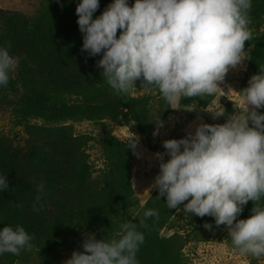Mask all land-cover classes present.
<instances>
[{"label":"trees","instance_id":"16d2710c","mask_svg":"<svg viewBox=\"0 0 264 264\" xmlns=\"http://www.w3.org/2000/svg\"><path fill=\"white\" fill-rule=\"evenodd\" d=\"M111 2L99 0L93 18ZM78 3L41 0L32 14L0 8V46H10V54L18 59L8 84L0 86V109L11 104L16 124L25 134L20 143L0 132V174L9 181V189L0 192V228L19 225L34 236L30 249L19 255H0V264H59L69 252L83 251L82 244H77L80 233L90 232L97 240L119 238L121 224L126 221L137 223L144 234L137 253L139 264H185L179 233L160 235L161 230L174 228L173 216L180 210L168 209L165 197L156 189L140 203L131 185L133 149L109 134L96 139L76 134L71 124L63 123L68 119H110L123 126L133 121L147 141L153 128L151 96L132 98L117 93L95 66L101 56L89 57L81 51L83 39L75 12ZM256 7L264 10V0H252V8ZM121 31L117 30V37ZM249 47L247 67L252 75L258 74L264 70V36H252L245 42V49ZM135 83L142 85L141 80ZM145 88L157 94L155 102L170 109L156 86ZM213 95L182 97L179 102L205 107ZM31 117L42 123H31ZM90 142L101 151L102 168L96 169L90 162ZM41 183L43 190L38 192ZM38 195L44 207L34 211V204L39 206ZM258 206L264 207V198L248 201L237 219L249 218ZM149 209L156 210L158 217L144 219L143 213ZM205 223L212 228L205 229ZM186 224L211 234L222 228L215 225L213 217L188 212ZM227 241L235 248L230 238Z\"/></svg>","mask_w":264,"mask_h":264},{"label":"clouds","instance_id":"9594fccd","mask_svg":"<svg viewBox=\"0 0 264 264\" xmlns=\"http://www.w3.org/2000/svg\"><path fill=\"white\" fill-rule=\"evenodd\" d=\"M251 7L252 0H134L131 6L128 0H112L93 18L99 0H79L75 12L81 51L101 56L95 66L113 90L127 94L141 80L175 104L182 97L221 90L218 82L241 64L245 42L252 39ZM9 48L0 46V86L8 84L18 66ZM241 99L244 115L233 113L223 124H200L185 138L163 141L165 152L154 154L159 173L150 188L165 197L168 209L183 204L191 215L213 217L217 227L226 226L241 255L259 258L264 257V207H253L247 219L237 217L248 201L264 198V113L258 111L264 108V70L250 77ZM215 115H225L224 109ZM133 137L127 147L139 158L138 138ZM7 189L8 177L0 174V192ZM42 190L41 183L37 191ZM40 200L38 195L34 211L43 209ZM158 215L152 209L143 213L144 219ZM118 237L97 240L88 234L83 251H73L64 264H139L144 234L137 223L121 224ZM33 239L23 226L5 225L0 228V255H19L31 248Z\"/></svg>","mask_w":264,"mask_h":264},{"label":"rangeland","instance_id":"374dc122","mask_svg":"<svg viewBox=\"0 0 264 264\" xmlns=\"http://www.w3.org/2000/svg\"><path fill=\"white\" fill-rule=\"evenodd\" d=\"M41 0H0V8L7 10H18L27 14L34 13L38 8ZM134 3V0H128L129 6ZM250 23L249 27L252 36H264V10L256 7L249 12ZM251 48H247L242 53L244 60L235 69L230 68L226 73L222 82H218L221 90L214 93L209 103L202 107L198 103L185 106L182 102L168 104L170 109L165 105H160L155 102L158 99L157 94L150 92L144 86L134 83L135 88L126 95L129 97L140 98L141 96L150 95V120L153 124L151 130V139L147 141L141 135L133 121L123 126H117L110 119L92 121L87 119L59 121L66 124H71L76 134H87L93 139L98 137H107L108 134L115 137L122 143L129 144L133 140V135L138 138V143L135 148V153L139 154V158L134 151L131 155V185L140 203L154 192L155 188L150 186L153 184L154 178L159 173V162L155 158V153H163L165 149L162 142L168 139L185 138L189 133H194L195 128L200 124L218 125L223 124L226 117L233 113L244 115V105L241 99V90L248 86V80L252 76L248 70L247 63L249 60ZM230 75V77H227ZM241 86V88H239ZM75 100V98H71ZM230 103V105H227ZM250 108L252 106H249ZM12 109V110H11ZM224 109L225 115L217 116L216 113ZM14 108L11 104L0 109V132H3L11 137H15L17 141L22 143L25 134L20 125H17V119L13 116ZM262 112V108L259 110ZM31 123H42L40 119L31 117ZM157 121L162 123V127L157 126ZM251 126V125H250ZM156 133V134H154ZM93 141V140H92ZM88 153L90 162L97 168H102L104 159L101 151L93 142L89 143ZM168 159L167 155L164 160ZM184 203H187L185 201ZM180 212L176 210L173 216L174 228L161 230L160 235L169 236L175 230L183 239L181 248L182 259L185 264H264V257H252L251 255H241L236 248H233L228 243V232L224 225L220 232L211 234V231H203L202 228L193 229L192 226L186 224V214L183 211V204L179 207ZM90 232L84 231L79 234L77 244H82L84 239ZM71 253L66 254L59 264H64V261L71 257ZM15 264H20L19 261ZM28 264V263H26Z\"/></svg>","mask_w":264,"mask_h":264}]
</instances>
